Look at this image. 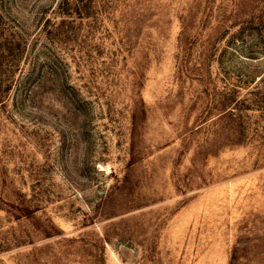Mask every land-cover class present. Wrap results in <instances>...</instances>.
I'll list each match as a JSON object with an SVG mask.
<instances>
[{"label":"rangeland","instance_id":"1","mask_svg":"<svg viewBox=\"0 0 264 264\" xmlns=\"http://www.w3.org/2000/svg\"><path fill=\"white\" fill-rule=\"evenodd\" d=\"M0 264H264V0H0Z\"/></svg>","mask_w":264,"mask_h":264}]
</instances>
